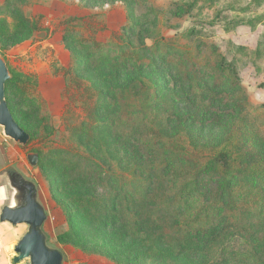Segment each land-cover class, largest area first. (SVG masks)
<instances>
[{
    "label": "rangeland",
    "instance_id": "rangeland-1",
    "mask_svg": "<svg viewBox=\"0 0 264 264\" xmlns=\"http://www.w3.org/2000/svg\"><path fill=\"white\" fill-rule=\"evenodd\" d=\"M193 1L0 0L7 100L32 137L22 145L0 126V213L16 196L13 168L37 185L63 264H264V189L212 208L210 164L264 168V0ZM85 36L144 56L117 67ZM189 181L203 200L178 209ZM0 224L16 264L29 225Z\"/></svg>",
    "mask_w": 264,
    "mask_h": 264
},
{
    "label": "water",
    "instance_id": "water-1",
    "mask_svg": "<svg viewBox=\"0 0 264 264\" xmlns=\"http://www.w3.org/2000/svg\"><path fill=\"white\" fill-rule=\"evenodd\" d=\"M38 36L44 38L46 34L40 33ZM26 44L27 41L17 43L13 46L12 51L14 53L18 52ZM10 78L9 68L0 53V126L3 128L5 136L22 145H27L31 136L17 121L7 100L6 83ZM28 159L32 166H37L40 161V155L38 153H30L28 154ZM4 173L7 174L10 185L19 195L14 199V208H10L9 205L3 206L0 213V221L9 222L12 225H29L28 231L15 246L17 255L14 257V262L19 264L22 260L29 259L28 263L22 264H63V252L48 244L47 236L43 231L47 213L38 200L37 185L17 171L6 170Z\"/></svg>",
    "mask_w": 264,
    "mask_h": 264
},
{
    "label": "trees",
    "instance_id": "trees-1",
    "mask_svg": "<svg viewBox=\"0 0 264 264\" xmlns=\"http://www.w3.org/2000/svg\"><path fill=\"white\" fill-rule=\"evenodd\" d=\"M196 3H198V0H194L191 5L194 6L196 5ZM94 30L96 31V33L98 32V29H94ZM115 38L116 40L105 42L94 36L93 37L85 36V37H82L80 41H81V44L83 45L86 44L91 47L89 53H92L94 57H97V59L101 61L113 62L115 65H117V67L130 66L134 64L131 62H137L141 60V58H143L144 55L140 54L142 50L139 49L138 51H134L131 55L128 49L125 48L124 41L121 38L119 39H117L118 37H115ZM150 51H151L150 48L145 49V53L150 52ZM108 53L111 54L110 57H107ZM218 69L220 70L219 72L221 74L224 73V74L229 75L228 73L232 72L238 78V70L234 69L233 67L228 68L220 64ZM55 70H56L55 73H59L66 69L64 67H60V68H56ZM69 73L70 72L68 71V74ZM7 83H6V92H7ZM153 104H155V102H151V101L147 102L146 104H142L139 112L148 110V107L150 108L151 106H153ZM175 161H177V158L175 159ZM178 161L186 163L185 159H179ZM210 162H211L210 163L211 167H216L215 169H217L218 173L221 174L220 175L221 183L219 187L220 191L218 192L217 198H215L211 204L212 208L215 206L214 203L218 205L220 204V201L224 199H228V198L233 199L236 192L238 191L242 190L241 193L239 194V196H242V194L245 193L246 191H250L251 195H255V194H258L260 190L264 189V168L258 169V170H252L250 168L244 167L246 169L235 170V169H230L232 167L231 163L224 164V162L221 163V161L218 162L215 159L211 160ZM216 163H218L219 166ZM207 166H208V163H207ZM236 189H239V190H236ZM201 200H203V197H202L201 191L198 189L197 182L189 181L180 190L178 209H181L183 205L189 206V207L195 206ZM109 214L110 213H107L106 216H109ZM235 254L245 255L246 253H243L242 251H236ZM246 256H248V254ZM225 262L227 263L228 261L225 260L221 263L224 264Z\"/></svg>",
    "mask_w": 264,
    "mask_h": 264
},
{
    "label": "crops",
    "instance_id": "crops-1",
    "mask_svg": "<svg viewBox=\"0 0 264 264\" xmlns=\"http://www.w3.org/2000/svg\"><path fill=\"white\" fill-rule=\"evenodd\" d=\"M0 174H1V172H0ZM2 189L4 190L5 187L3 186ZM3 224H5V223H3ZM4 226H5V225H4ZM4 226H2V227H3V228H6V227H4ZM2 227H1V224H0V232H1V233H2L1 230H3ZM1 238H2V237H0V264H12V262H11V256L8 255V253L6 252V249H5V251H4V246H3V244H2ZM7 255H8V256H7Z\"/></svg>",
    "mask_w": 264,
    "mask_h": 264
},
{
    "label": "clouds",
    "instance_id": "clouds-1",
    "mask_svg": "<svg viewBox=\"0 0 264 264\" xmlns=\"http://www.w3.org/2000/svg\"><path fill=\"white\" fill-rule=\"evenodd\" d=\"M3 198H0V202H2ZM10 208H14L15 207V200L13 199V201L9 204Z\"/></svg>",
    "mask_w": 264,
    "mask_h": 264
},
{
    "label": "flooded vegetation",
    "instance_id": "flooded-vegetation-1",
    "mask_svg": "<svg viewBox=\"0 0 264 264\" xmlns=\"http://www.w3.org/2000/svg\"><path fill=\"white\" fill-rule=\"evenodd\" d=\"M6 169H7L8 171H12V172L16 171V170H14L13 168H6ZM18 195H19V194L16 193V196H15V197L17 198Z\"/></svg>",
    "mask_w": 264,
    "mask_h": 264
}]
</instances>
